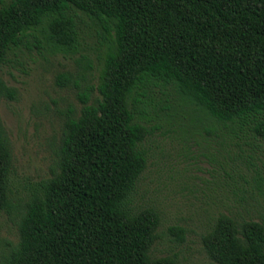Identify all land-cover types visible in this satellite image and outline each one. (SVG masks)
Listing matches in <instances>:
<instances>
[{
	"label": "trees",
	"instance_id": "1",
	"mask_svg": "<svg viewBox=\"0 0 264 264\" xmlns=\"http://www.w3.org/2000/svg\"><path fill=\"white\" fill-rule=\"evenodd\" d=\"M82 17L99 29L100 69L94 84L85 58L74 75L55 76L80 108H67L50 177L17 208L16 242L0 264H177L150 256L159 215L132 204L156 128L145 98L166 89L198 121L264 144V0L0 1V66L21 49L75 53ZM15 98L0 79V101ZM11 171L0 119V213L11 208ZM201 242L213 264H264V218L219 213Z\"/></svg>",
	"mask_w": 264,
	"mask_h": 264
},
{
	"label": "rangeland",
	"instance_id": "2",
	"mask_svg": "<svg viewBox=\"0 0 264 264\" xmlns=\"http://www.w3.org/2000/svg\"><path fill=\"white\" fill-rule=\"evenodd\" d=\"M81 21L75 53L21 49L0 66V79L16 91L15 100L0 101L12 159L11 208L0 213V256L16 242L17 208L36 183L50 177L67 108L75 113L80 108L75 91L57 87L55 76L74 75L82 58L91 64L92 84L99 72V29L83 17ZM145 101L146 125L156 128L141 146L146 167L132 204L159 215L150 256L174 255L177 264H213L201 240L219 213L264 218V195L254 182L257 177L264 181V144L238 140L214 123L198 121L166 89L152 87ZM174 227L181 229L179 237L170 231Z\"/></svg>",
	"mask_w": 264,
	"mask_h": 264
}]
</instances>
